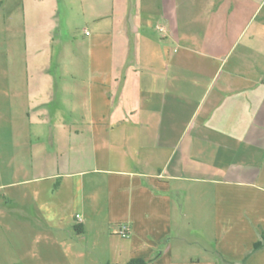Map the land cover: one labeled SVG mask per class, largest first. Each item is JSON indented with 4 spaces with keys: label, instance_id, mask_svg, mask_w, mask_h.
<instances>
[{
    "label": "crops",
    "instance_id": "obj_1",
    "mask_svg": "<svg viewBox=\"0 0 264 264\" xmlns=\"http://www.w3.org/2000/svg\"><path fill=\"white\" fill-rule=\"evenodd\" d=\"M81 1L5 64L0 264H264V0Z\"/></svg>",
    "mask_w": 264,
    "mask_h": 264
},
{
    "label": "rangeland",
    "instance_id": "obj_2",
    "mask_svg": "<svg viewBox=\"0 0 264 264\" xmlns=\"http://www.w3.org/2000/svg\"><path fill=\"white\" fill-rule=\"evenodd\" d=\"M84 21L86 6L81 0H0V89L6 86V62L9 74L15 75L19 62L32 58L33 53L58 74L64 45L74 50L83 28L90 30ZM8 81L14 84L13 79ZM14 99L9 97L11 103Z\"/></svg>",
    "mask_w": 264,
    "mask_h": 264
},
{
    "label": "built area",
    "instance_id": "obj_3",
    "mask_svg": "<svg viewBox=\"0 0 264 264\" xmlns=\"http://www.w3.org/2000/svg\"><path fill=\"white\" fill-rule=\"evenodd\" d=\"M156 29L159 31V32H162V31H164V25H156ZM76 217L78 218L79 217V215L78 214H76ZM121 234H123V235H125V231H121Z\"/></svg>",
    "mask_w": 264,
    "mask_h": 264
},
{
    "label": "trees",
    "instance_id": "obj_4",
    "mask_svg": "<svg viewBox=\"0 0 264 264\" xmlns=\"http://www.w3.org/2000/svg\"><path fill=\"white\" fill-rule=\"evenodd\" d=\"M262 239L263 241H258L254 244V247L257 248V247H261V246H264V234L262 235Z\"/></svg>",
    "mask_w": 264,
    "mask_h": 264
}]
</instances>
